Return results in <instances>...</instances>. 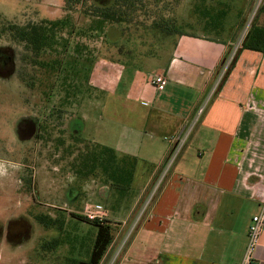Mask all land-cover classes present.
I'll return each instance as SVG.
<instances>
[{"label": "crops", "instance_id": "obj_1", "mask_svg": "<svg viewBox=\"0 0 264 264\" xmlns=\"http://www.w3.org/2000/svg\"><path fill=\"white\" fill-rule=\"evenodd\" d=\"M228 2L158 1L160 9L163 6L167 11L171 9L161 13L160 20L175 18L178 26L192 23L202 30L210 26L212 32L166 35L158 31L157 40L171 42L167 52L133 55L129 51L125 61L100 59L93 65L89 83L103 93V104L117 102L128 111L127 122L134 121L130 131L138 138L137 144L114 149L119 154L139 158L141 163L130 200L113 204L109 192L100 188L98 203L92 206L95 210L91 206L84 208L86 203L81 201L80 192L84 183L75 177L71 188L77 189V193L67 199L68 203L61 207L51 205L55 210L35 214L34 218L44 216L55 223L53 228L57 231L53 239L62 244L49 254L56 256L63 252L65 259L71 258V246L78 245L79 238L74 233L69 235L68 225L74 221L89 225L72 214L86 217V209H90L110 215L111 220L131 217L162 168L167 151L173 146L171 138L193 119L207 99L238 37L239 30L236 33L221 24L229 10ZM211 8H215V14L209 13ZM218 9L222 11L219 17ZM261 16L258 22L264 25ZM157 75L167 79L162 92L151 85ZM146 145L154 149L141 151V146ZM160 149L167 150L156 159L154 151L159 153ZM263 197L264 54L243 50L222 87L207 104L161 192L117 264H240L248 244L249 226L261 211ZM117 227L120 229L121 223L114 225L115 233ZM28 229L26 236L31 233ZM12 234L20 237L15 242L19 244L25 236L16 229ZM96 235L97 229L91 239L92 248ZM255 264H264V227Z\"/></svg>", "mask_w": 264, "mask_h": 264}, {"label": "rangeland", "instance_id": "obj_2", "mask_svg": "<svg viewBox=\"0 0 264 264\" xmlns=\"http://www.w3.org/2000/svg\"><path fill=\"white\" fill-rule=\"evenodd\" d=\"M255 2L229 0L223 27L240 32ZM150 3L135 14L134 20L131 17L132 22L109 26L105 34H93L89 32L91 19L84 14L86 8L67 10L64 0H0V50L15 59L6 72L0 71V167L6 173L0 176V264H66L63 252L55 256L41 249L43 243L53 240L57 229H46L34 215L52 211L51 205L64 206L67 199L75 196L71 165L87 146L98 143L118 150L137 144L138 138L130 131L134 121L127 122L128 111L117 102L105 106L103 93L91 87L89 77L100 59L125 61L129 51L143 55L170 49V41L157 40L158 30L153 23L160 20L161 13L171 9L167 11L165 6L160 9L153 0ZM155 9L163 12L157 13ZM209 11L212 15L216 10ZM221 12L218 9L216 16ZM261 17L264 20V15ZM55 21H59L60 27L54 31V41L50 38L53 43H47L37 55L39 63L33 62L34 54L26 59L25 80V74L22 78L18 73L24 69L21 59L24 47L14 42L8 27ZM178 28V32L197 34L213 30L210 26L202 30L192 23ZM22 117L27 118L22 121L26 125L19 124L16 131ZM140 149L154 148L146 145ZM164 150L167 149L154 151L156 159ZM83 183L80 192L81 201L86 203L84 208L91 206L95 210L92 206L98 203L101 180L89 178ZM111 218L107 214L106 220L113 226L125 220ZM74 222L67 231L69 235L76 234L79 240L78 245L71 246L70 256L88 263L91 239L97 228ZM28 227L31 233L26 236ZM15 229L21 231L22 237L25 235L20 244L15 243L20 240L12 234Z\"/></svg>", "mask_w": 264, "mask_h": 264}, {"label": "trees", "instance_id": "obj_3", "mask_svg": "<svg viewBox=\"0 0 264 264\" xmlns=\"http://www.w3.org/2000/svg\"><path fill=\"white\" fill-rule=\"evenodd\" d=\"M151 0H64L67 10H74L79 7L84 9V14L91 19L89 25V32L106 33L109 26L114 24H121L131 21V17L137 12H141V8L147 6ZM89 2V5H87ZM158 0H153V3ZM155 12L161 13L162 10L155 9ZM261 15H264V3L260 7L257 17L249 29L245 40L242 44L241 51L250 50L264 54V25L258 22ZM132 22V21H131ZM213 24V19H211ZM49 24V25H48ZM11 26V27H10ZM8 31L12 34L14 42L24 47V54L21 56L22 60L33 57V62L37 64L38 56L44 49L47 43H51L50 38L54 35V31L60 27L59 21L49 23H30L27 25H10ZM156 26L154 29L166 35H174L179 33L177 20L170 18L168 20H156L153 23ZM213 26V25H211ZM7 31V32H8ZM54 41V38H52ZM53 43V42H52ZM80 51V50H79ZM36 59V60H35ZM23 70L18 71L22 76L25 74L26 80L27 73L25 70V63H22ZM21 67V68H22ZM23 81V79H21ZM20 81V82H21ZM33 86V85H32ZM30 88V87H29ZM140 159L127 154H119L117 151L109 146L95 143L91 147L87 146L85 150L80 151L74 158L71 165L72 171L79 180H87L89 178H99L101 180V188L109 192L110 199L117 201L130 200L132 191L135 188V179L137 169L140 166ZM115 206V205H114ZM76 219L87 222L97 228V235L91 252L90 263L99 264L106 255L109 247L114 240L115 228L107 220H89L87 217L77 216L72 214ZM46 228H53L55 223L44 216H37L35 218ZM61 241L53 239L43 243L41 249L43 251H52L59 247ZM66 264H79L78 261L66 258Z\"/></svg>", "mask_w": 264, "mask_h": 264}, {"label": "built area", "instance_id": "obj_4", "mask_svg": "<svg viewBox=\"0 0 264 264\" xmlns=\"http://www.w3.org/2000/svg\"><path fill=\"white\" fill-rule=\"evenodd\" d=\"M263 3L264 0H256L253 10L247 17V20L243 25L242 30H240L236 41L232 45V48L228 52L223 64L221 65L219 72L217 73L212 83L207 99L196 111V114L193 119L185 123L181 127L179 132L171 138L173 146L166 160L164 161L162 168L153 178L144 197L138 203L131 217L121 222L120 229L118 227L119 230H117L114 234V240L111 246L109 247L106 255L99 264H117L119 262L125 249L129 245L134 233L138 229L141 222L147 216L148 212L153 206L154 201L161 192L163 185L167 179V176L169 175L173 165L177 161L181 151L188 143L190 137L194 133L197 124L203 117L207 104L222 87L227 77V74L229 73L234 61L236 60L238 54L241 51V47L245 40V37L249 29L251 28L253 22L255 21L258 11ZM151 85H153V87H155L158 92H162L165 90V87L167 85V79L163 75H157L151 80ZM260 207V213L252 218L251 224L249 226L248 244L246 247L245 255L240 264H255V253L260 245V239L264 227V197L261 200ZM85 215L89 220H99L101 222L106 220V214L103 212H95L90 209H86Z\"/></svg>", "mask_w": 264, "mask_h": 264}, {"label": "flooded vegetation", "instance_id": "obj_5", "mask_svg": "<svg viewBox=\"0 0 264 264\" xmlns=\"http://www.w3.org/2000/svg\"><path fill=\"white\" fill-rule=\"evenodd\" d=\"M14 57L10 54L5 53L4 51L0 50V71L2 72H6L8 67L12 64V62L14 61ZM28 60V59H27ZM27 60H23V63H26V65L28 64ZM27 61V62H26ZM25 120H27V118L25 119V117L21 118L18 122H17V127H16V131L18 130V128L20 127V125H26V123H23ZM23 121V122H22ZM20 124V125H19Z\"/></svg>", "mask_w": 264, "mask_h": 264}, {"label": "clouds", "instance_id": "obj_6", "mask_svg": "<svg viewBox=\"0 0 264 264\" xmlns=\"http://www.w3.org/2000/svg\"><path fill=\"white\" fill-rule=\"evenodd\" d=\"M6 173H5V171L3 170V168L2 167H0V176H3V175H5Z\"/></svg>", "mask_w": 264, "mask_h": 264}, {"label": "water", "instance_id": "obj_7", "mask_svg": "<svg viewBox=\"0 0 264 264\" xmlns=\"http://www.w3.org/2000/svg\"><path fill=\"white\" fill-rule=\"evenodd\" d=\"M79 264H91V263H84V262H81V263H79Z\"/></svg>", "mask_w": 264, "mask_h": 264}]
</instances>
